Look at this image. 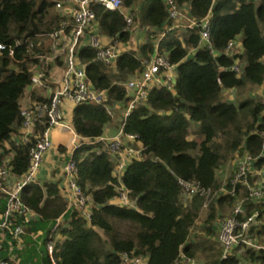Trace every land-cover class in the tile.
<instances>
[{
    "label": "trees",
    "instance_id": "16d2710c",
    "mask_svg": "<svg viewBox=\"0 0 264 264\" xmlns=\"http://www.w3.org/2000/svg\"><path fill=\"white\" fill-rule=\"evenodd\" d=\"M59 1L0 0V42L13 45L16 52L15 57L8 51L0 55V145L8 142L15 151L11 164L17 176L29 164V145L16 146L12 140L22 126L24 101L44 98L31 88L36 63L32 55L40 49L37 45L29 49V44L46 39L60 25ZM175 1L188 6L189 18L201 20L211 11V40L220 54L200 45L199 27L178 26L160 40L158 52L176 65L174 90L154 87L122 121L124 132L137 134L145 146L143 158L132 160L122 175L133 205L111 202L119 184L113 175L116 159L106 143L97 139L115 120L108 107L112 112L117 103L127 108L130 95L125 82L142 69L143 58L156 53V40L171 25L166 0H124L135 22L146 30V39L137 51L122 52L115 66L96 60V49L89 45L79 50L92 85L107 91L104 102L76 105L74 130L94 143H83L66 158L76 160L77 183L93 199L91 223L78 209L69 208L57 182L30 183L24 187L22 199L37 217L27 222L20 247L9 230L5 231L2 259L10 264H120L119 253L128 251L148 257L147 264H177L183 246L187 256L203 257L200 264L221 262L214 222L225 215L219 213L222 207L231 208L232 198L211 200L205 208L204 196L184 198L178 177L217 190L222 185L219 171L226 161L238 151L254 156L261 153L264 99L253 92L259 87L264 90V0ZM92 8L102 35L129 41L131 32L124 30L123 11L97 3ZM187 17L181 22L186 24ZM237 35L244 44L240 58L245 64L240 75L223 69L234 62L223 51ZM231 90L236 91L233 98ZM256 166L263 168L264 159ZM6 208L0 190V220ZM24 220V216L14 217L15 224ZM248 255L264 264V249L250 250ZM236 261L233 257L224 263Z\"/></svg>",
    "mask_w": 264,
    "mask_h": 264
},
{
    "label": "built area",
    "instance_id": "2783aa9c",
    "mask_svg": "<svg viewBox=\"0 0 264 264\" xmlns=\"http://www.w3.org/2000/svg\"><path fill=\"white\" fill-rule=\"evenodd\" d=\"M169 5V19L171 25L161 33L156 43V53L151 58L142 59V69L137 71L125 86L130 95L124 118L140 101H145L154 87H167L174 90L176 82V65L169 62L167 57L158 52L160 40L166 32L180 26L184 29L200 28V45L206 46L214 55L220 53L214 48L211 40V11L201 20L189 18L184 8L175 0H166ZM100 4L112 11H123L124 0H60L57 8L61 11L62 22L58 27L48 32L46 39H39L35 44L31 42L29 49L35 45L39 47L32 55L36 61L32 67L31 87L46 91L41 100L32 102L21 110L22 126L13 134L12 140L16 146L29 145V164L27 171L17 176L12 172V159L15 151L6 142L0 145V190L7 200V208L0 220V264H10L2 259L3 236L6 230L18 240L21 246V235L25 233L27 222L37 217L34 211L22 199L24 187L30 183H39V174L45 155L54 146L53 131L62 129L77 135L72 124L68 123L65 115V102L71 101L75 105L80 103L104 102L107 91L95 88L88 78L86 63L79 55L81 47L89 45L96 49L95 59L108 66H115L123 50L115 38H110L109 43L103 41L97 23L96 13L92 4ZM187 17L188 22L181 20ZM126 24L124 30L132 32L137 22L131 12L125 14ZM196 49H192L191 53ZM8 51L15 57V48L11 44L0 42V55ZM244 52L241 35L229 40L223 53L234 57V62L229 67H223L240 75L244 62L240 55ZM108 110L113 114L110 106ZM264 122V109L262 111ZM124 122L118 133L106 139V148L111 156L116 159L113 175L119 180L117 194L112 203L131 207L133 200L129 190L123 184L122 175L127 165L134 159L143 158L145 146L134 133L124 132ZM257 132V131H256ZM262 150L257 156L247 151H238L234 156V169L232 175L224 181L219 189L206 188L199 182L178 177L186 200H192L200 195L206 198L204 207L207 208L211 200L215 202L222 196H229L233 203L227 214L219 216L215 222V240L221 248V262L219 264H261L252 261L248 255L250 250L264 249V166H256L258 160L264 159V130L261 131ZM81 137V136H80ZM97 141H103L98 138ZM83 143H94L88 138H82L77 149ZM10 150L9 152H6ZM73 155V154H72ZM71 155V156H72ZM78 165L76 160H68L63 167V175L59 184L62 195L67 199L72 209H78L80 216L91 223L93 199L77 183ZM24 216L21 224H15L14 217ZM52 251V245L49 244ZM120 264H147L148 257L140 256L134 252L122 251L119 253ZM235 257L236 262L224 263ZM200 264L195 257L187 256L180 249L177 264Z\"/></svg>",
    "mask_w": 264,
    "mask_h": 264
},
{
    "label": "crops",
    "instance_id": "0c3cea01",
    "mask_svg": "<svg viewBox=\"0 0 264 264\" xmlns=\"http://www.w3.org/2000/svg\"><path fill=\"white\" fill-rule=\"evenodd\" d=\"M184 12L188 13V6L185 5L184 7ZM123 12L126 14L128 12H130L129 8H124ZM146 39V30L142 27H140V25L137 23L136 27L134 28V30L131 32V36L130 39L127 43H120L119 46L120 48H122L123 52L124 51H128V50H132V51H137L139 46L145 42ZM103 41L105 43H109L110 42V38L108 36L103 35ZM158 42V39L156 40V43ZM156 46V44H155ZM32 88V87H31ZM33 91L39 92L40 96H44V94L46 93V91L41 90V89H35L32 88ZM231 95L232 98L235 95L233 93V90H231ZM32 102V99H27L24 101L25 106H28L30 103ZM122 104H116L115 108L118 109L119 113L122 115V117L124 116V111L123 113L120 110V107H122ZM76 105L74 103H72L71 101H66L65 102V115H66V120L68 123L73 125V114H74V109H75ZM119 120V118L115 117V120L113 123L109 124L106 128L105 133L100 137V139H103V142L105 143L106 139L111 138L113 136H115L118 131L120 130V127L122 125V121L123 118L120 119V123L117 126V120ZM79 141H81V137L77 134H74L70 131H66V130H62V129H56L53 131V142H54V146L52 147V149H50L47 154L45 155L44 158V162L42 165V168L40 170V174H39V180L40 183L43 184L45 182H57L58 185L61 183L62 180V175H63V167L65 165V163L67 162V157L71 156L76 148V144H79ZM234 169V163H233V167H232V171ZM225 167H223L220 170V175H223V177H225V173L227 171H225ZM232 175V173L230 174V176ZM70 208V207H69ZM72 209V208H70Z\"/></svg>",
    "mask_w": 264,
    "mask_h": 264
},
{
    "label": "rangeland",
    "instance_id": "374dc122",
    "mask_svg": "<svg viewBox=\"0 0 264 264\" xmlns=\"http://www.w3.org/2000/svg\"><path fill=\"white\" fill-rule=\"evenodd\" d=\"M233 93L236 94V91L233 90ZM253 93L256 96V98L264 99V90L262 88H260V87L257 88ZM124 108H125L124 106L120 107V110H121L122 113L124 111ZM113 113H114V115H113L114 117L119 118V120L116 119L117 120V126H118V124L120 123V119L123 118V117L119 113L118 109H116V108L113 110ZM196 127H197V124H194L193 128H196ZM233 163H234V158H232V157L228 161L225 162V166L224 167L226 169L225 171H227L225 173V175H226L225 177H223V175H220V171H219V178H220V181L222 183L224 181H227V179H229L230 174L232 173ZM229 210H230L229 205H227L224 208L222 207L220 209L219 213L220 214H227L229 212ZM198 224L201 225L202 223L199 222ZM196 260H197L198 263H201L200 261H203V257L202 256L201 257L197 256Z\"/></svg>",
    "mask_w": 264,
    "mask_h": 264
}]
</instances>
